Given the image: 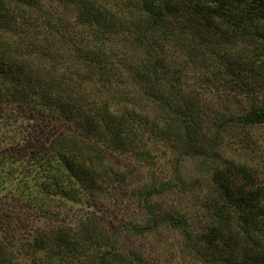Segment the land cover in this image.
Listing matches in <instances>:
<instances>
[{
  "label": "trees",
  "instance_id": "1",
  "mask_svg": "<svg viewBox=\"0 0 264 264\" xmlns=\"http://www.w3.org/2000/svg\"><path fill=\"white\" fill-rule=\"evenodd\" d=\"M260 127L264 0H0V264H151L119 229L164 223L264 264ZM185 164L205 194L155 208ZM122 188L143 218L116 229Z\"/></svg>",
  "mask_w": 264,
  "mask_h": 264
},
{
  "label": "rangeland",
  "instance_id": "2",
  "mask_svg": "<svg viewBox=\"0 0 264 264\" xmlns=\"http://www.w3.org/2000/svg\"><path fill=\"white\" fill-rule=\"evenodd\" d=\"M254 134L261 142V152L264 156V127L257 128ZM163 159L159 162L160 165L163 164ZM192 166L191 164L188 166L185 164L183 167V175L181 176V181L178 186L170 189L163 195L155 197L153 201L155 208L166 209V207H175V210L180 214L187 215L191 213L194 202L191 201V196L202 194L203 191H205V186L208 185L204 177L202 179L199 177L201 180V184L199 183V185L194 182L191 183V181L198 177L196 170L193 169ZM147 167L148 165L144 167V169ZM261 168L264 171V161L261 164ZM165 171L167 173L163 175H171L172 169L169 164H166ZM200 189L203 191H200ZM121 190H123L125 196L119 199L118 203L114 204L111 202V204L107 203L104 206L108 213L107 221L109 222V226L116 229L121 223L127 222V218H130L129 222H131L134 219V214L137 220L143 218V213L138 209L136 210L134 203L129 199L131 196V189L122 188ZM157 213L161 215V212L156 210V214ZM126 225H128V223ZM119 232V249L129 252L133 251L137 256L141 254L147 257L151 264H206L200 259L195 249L193 250L191 246L186 244L182 231L173 228L170 224L164 223L157 229H154V231L142 233H135L125 228H120Z\"/></svg>",
  "mask_w": 264,
  "mask_h": 264
}]
</instances>
